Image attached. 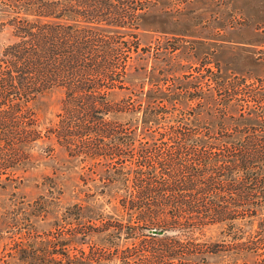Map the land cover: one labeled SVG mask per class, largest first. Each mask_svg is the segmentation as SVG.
Instances as JSON below:
<instances>
[{"label":"trees","instance_id":"16d2710c","mask_svg":"<svg viewBox=\"0 0 264 264\" xmlns=\"http://www.w3.org/2000/svg\"><path fill=\"white\" fill-rule=\"evenodd\" d=\"M150 2L0 0L5 14L0 29L11 33L0 56V177L8 178V171L14 173L30 157L24 146L41 134L35 104L60 89L61 112L51 133L70 157L100 168L103 190L112 191L118 213L101 218L98 228L105 240L132 241L128 251L133 255H123L122 264H160L169 255L217 253L222 246L198 237L205 226L217 223L236 240L231 246L236 252L264 253V79L247 82L232 75L213 77L206 84L213 110L209 107L206 116L200 111L199 117L236 124L232 127L200 132L173 125L156 130L162 121L180 122L182 117L167 111L164 102L175 107L183 95L173 90L178 88L173 82L163 87L161 80L145 90V67L129 62L133 54L144 53L139 29ZM131 73L144 76L138 94L126 85ZM115 90L130 94L114 103L109 95ZM133 95L147 97L146 105L137 108ZM186 97L190 102L194 94ZM118 113L131 117L119 122L113 118ZM74 207L78 219L82 208ZM73 219L67 209L61 220L70 228L50 230L47 243L52 248L43 255L20 248L25 254L13 256L21 264L115 259L117 255H102L105 246L99 247L101 255L97 246L87 253L69 248L97 228L92 220L80 225ZM255 222L257 230L245 234V227ZM139 236L140 243L149 245L136 248ZM144 252L152 255H138Z\"/></svg>","mask_w":264,"mask_h":264},{"label":"rangeland","instance_id":"374dc122","mask_svg":"<svg viewBox=\"0 0 264 264\" xmlns=\"http://www.w3.org/2000/svg\"><path fill=\"white\" fill-rule=\"evenodd\" d=\"M148 5L139 29V44L144 53L133 54L129 60L133 67H145L146 74L144 77L131 73L126 85L138 94V85L144 78L149 82L144 84L145 90L159 80L163 87L173 82L178 88L172 89L183 95V102L176 101L175 107H171L172 102H164L167 111H174L182 117L180 122L162 121L156 130L175 125L206 132L236 125L211 122L199 115L203 116L214 105L208 100L212 92L206 89L213 77L225 79L238 75L244 76L247 82L264 79V0H151ZM4 18L5 14L0 11V20ZM10 40V29H0V56ZM129 94V90H115L109 100L121 103ZM191 94L194 99L189 102L186 96L191 97ZM199 95L206 99L198 98ZM62 97V90L54 89L39 98L35 107L40 121V137L24 146L29 148L30 157L14 173L8 171V178L6 175L0 177V264H21L13 256L25 254L20 248L33 250L39 255L51 249V244L47 243L49 231L64 226L70 228L61 220L67 209L73 213V223L86 225L89 219L97 226L90 237L79 239V236L68 245L69 248L76 247L87 253L97 246V255H101L99 247L105 246L104 257L108 259L110 255H117L115 259L100 264H122L123 255H133L128 251L133 246L130 239L108 237L105 240L99 232L101 218L118 213L112 191L103 190L100 168L92 161L81 162L70 157L55 142L50 128L58 120ZM132 97L137 108L139 104L145 106L148 101L145 96ZM200 111L202 113L198 115ZM129 117L128 113L113 116L119 122ZM1 138L0 145L4 143ZM75 204L82 208L78 219ZM257 228L255 222L251 228L245 227V234L253 233ZM227 231L225 225L217 223L205 226L198 234L200 239L222 246L217 253L169 255L159 263L264 264V253L257 255L232 249L236 240ZM138 238L136 248L149 245L140 243L142 237ZM79 254L73 252L70 255Z\"/></svg>","mask_w":264,"mask_h":264},{"label":"water","instance_id":"95a60500","mask_svg":"<svg viewBox=\"0 0 264 264\" xmlns=\"http://www.w3.org/2000/svg\"><path fill=\"white\" fill-rule=\"evenodd\" d=\"M155 233H157V234H162V233H163V231H161V230H158V231H156V230H153V234H155Z\"/></svg>","mask_w":264,"mask_h":264}]
</instances>
